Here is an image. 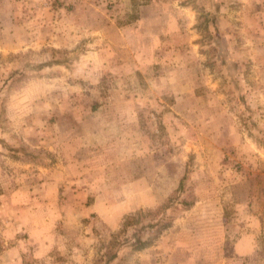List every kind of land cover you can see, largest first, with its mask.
I'll use <instances>...</instances> for the list:
<instances>
[{
  "label": "rangeland",
  "instance_id": "obj_1",
  "mask_svg": "<svg viewBox=\"0 0 264 264\" xmlns=\"http://www.w3.org/2000/svg\"><path fill=\"white\" fill-rule=\"evenodd\" d=\"M0 264H264V0H0Z\"/></svg>",
  "mask_w": 264,
  "mask_h": 264
}]
</instances>
